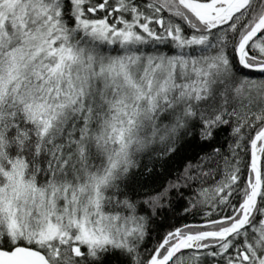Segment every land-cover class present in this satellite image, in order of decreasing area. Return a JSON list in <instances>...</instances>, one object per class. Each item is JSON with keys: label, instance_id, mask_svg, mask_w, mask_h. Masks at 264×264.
<instances>
[{"label": "snow or ice", "instance_id": "1", "mask_svg": "<svg viewBox=\"0 0 264 264\" xmlns=\"http://www.w3.org/2000/svg\"><path fill=\"white\" fill-rule=\"evenodd\" d=\"M0 264H264V0H0Z\"/></svg>", "mask_w": 264, "mask_h": 264}, {"label": "trees", "instance_id": "2", "mask_svg": "<svg viewBox=\"0 0 264 264\" xmlns=\"http://www.w3.org/2000/svg\"><path fill=\"white\" fill-rule=\"evenodd\" d=\"M192 219H193L192 217H189V218H188L189 221H191ZM197 219H198V218H197ZM168 223L175 224V223H177V220L173 219V220H170V221L165 222L164 227H167V224H168Z\"/></svg>", "mask_w": 264, "mask_h": 264}]
</instances>
